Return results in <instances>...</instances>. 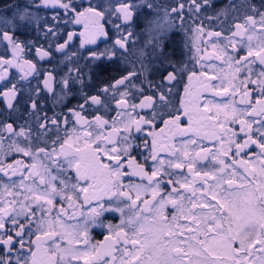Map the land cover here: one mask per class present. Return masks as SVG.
I'll list each match as a JSON object with an SVG mask.
<instances>
[{
    "label": "snow or ice",
    "instance_id": "obj_1",
    "mask_svg": "<svg viewBox=\"0 0 264 264\" xmlns=\"http://www.w3.org/2000/svg\"><path fill=\"white\" fill-rule=\"evenodd\" d=\"M42 3L60 4L75 13V22L86 29L81 33L86 37L83 43H95L96 37L106 34L100 25L105 13L97 7L76 12L70 2ZM209 5L210 0H188V12L195 10L198 16ZM144 7L154 5L146 2ZM228 7L236 10L234 4ZM30 8L13 5L12 19L2 21L0 40L11 45L12 56H0V80L12 67L24 71L27 66L21 80L37 72L32 61L21 64L25 47L8 30L9 25L26 26L35 19ZM135 8V4L122 2L110 15L122 16L127 22ZM184 9L185 4L178 3L170 11L183 19ZM262 9L264 0L259 5L249 3L246 13L251 14H245L242 21L237 16L225 30L226 36L221 31H206L202 24L192 30L196 53H204L196 61L202 70L189 73L178 114L169 113L159 132L148 133L152 137L150 172L131 156V150L138 147L132 137L133 129L142 131V125H151L156 114L153 119L137 120L128 109L153 107L152 96L136 105L129 104L134 98L129 91L119 92L115 101L119 110L111 121L101 115L87 119L75 111L74 121L63 119L65 126L71 125L63 135L61 119L37 115L35 100L30 105L37 119L35 134L31 126H19L17 131L12 123L0 122V157L14 152L31 160L25 164L0 159V264H264ZM220 14L226 21L227 13L222 10L217 19ZM168 15L165 11L164 22L154 29L158 33L154 47L162 39ZM205 19L211 23L213 18ZM47 32L55 35L52 29ZM130 36L116 39L115 45L126 48ZM203 36L208 39L202 41ZM201 42L212 51L201 49ZM37 51L41 57L50 54ZM141 74L129 72L101 89V95L109 89L118 91V86L135 88L131 81ZM50 79L48 73L46 87ZM165 79L175 81L177 77L169 72ZM149 86L157 87L151 82ZM17 92L12 84L0 93V98H8L10 109L15 108L12 100L18 99ZM101 95L88 97L85 103L90 100L107 109ZM158 99L166 106L164 94ZM80 108L83 111L84 106ZM53 130L55 138L48 143L45 137H51ZM5 138L11 141L7 146ZM126 165L130 172L125 171ZM107 213H118L119 223H105ZM96 227L107 234L93 242L90 233Z\"/></svg>",
    "mask_w": 264,
    "mask_h": 264
},
{
    "label": "flooded vegetation",
    "instance_id": "obj_2",
    "mask_svg": "<svg viewBox=\"0 0 264 264\" xmlns=\"http://www.w3.org/2000/svg\"><path fill=\"white\" fill-rule=\"evenodd\" d=\"M234 1L236 6L241 7L239 10L241 21L245 14H251L246 13V7L249 3L256 5L261 3V0H242L240 4L236 3L238 0H220V2L225 3L223 4L224 7H226L227 2ZM146 2L152 3L154 7L143 10L138 8L144 6ZM76 3L72 5L76 12H81L87 7V0H83L80 3V8H76ZM178 3L185 4L183 19H180L175 13L170 11ZM115 4L114 1L111 4L112 7ZM135 5L136 8L133 9V17L130 21L125 22L122 16L118 19L115 15H105L100 20V25H102L106 34L96 37L95 43H84L81 49L72 48L74 41L80 40L78 38L84 40L86 38L81 35V33L86 32L83 23L78 24L75 22L76 15L74 16V13L70 10L50 9L53 7H46L48 9L43 10L48 16V20H44L43 23L40 22L42 26H37L34 38H32V45L36 48L37 55L40 56L37 58L40 62L35 64L37 72H33L30 75L33 79L32 81L22 83L17 88L18 99L16 101L19 104V106L17 105V129H19V126H31L35 134L37 119L36 116L32 115L33 110L30 107L33 100L38 103L37 115H47L50 119L61 115L60 119L64 116L63 118L67 117L69 120L74 121V112L80 111L81 115L87 119H92L95 115H101L111 121L113 117L117 116V111L119 110L115 102L116 99L120 98L119 92L129 91L134 97L129 100V104L136 105H139L144 97L152 96L153 107L143 109L137 107L134 112L131 108L128 109L137 120L140 117L153 119V114H156L151 125H142V131L136 132L133 129L132 137V143L138 147H134L131 150V156L135 158L136 163L144 164L146 170L151 171L152 137L148 133L159 132L164 127L163 120L169 119V113L178 114L177 110L180 109L181 102L185 98L184 87L188 83L189 73L194 70H202L200 65L196 63L201 53H195L197 45L193 40L192 31L195 27L201 25V20L195 10L189 14L188 0H145L143 4L136 2ZM165 11H168L169 15L164 23L163 36L159 41V45L154 47V38L158 35L154 29L157 23L164 22ZM65 17L67 18L66 20L64 19ZM209 17L213 19L205 27L206 31H221L226 36L227 31L225 30L236 22L235 18L237 16L232 18V16L227 15L226 21L225 15L220 16L216 20L215 14ZM117 25L121 26L119 31L117 30ZM48 29H52L55 35H50L48 32L43 31ZM128 33H131V36L128 39L126 48L121 49L118 45H115L116 39L127 36ZM69 34L72 36L71 40L68 39ZM207 39L204 38L202 41ZM111 40L113 41L111 49L103 46L104 43ZM66 41L67 43L65 44ZM201 43L203 46L204 43ZM60 44H65V47L62 50H57V46ZM202 46L199 44L200 48ZM39 48L42 51H48L50 54L41 57L37 51ZM113 51L116 53L114 56L100 55V53ZM92 53H96V57H93ZM244 54V52H240V55ZM25 71H28L27 66H24V71H21V74L24 75ZM129 72L142 73L138 78L131 81V84L136 86L135 88L118 86V91L109 89L107 93L101 95V89L115 84L116 80L126 76ZM169 72L176 75L177 79L175 81H167L165 79ZM48 73H51V79L46 87L44 80L48 77ZM213 74L210 72V75ZM64 80H67L68 83L61 84ZM150 82L157 87L155 89L150 87ZM37 87L40 89L39 92H37ZM141 91L143 92L142 95ZM161 93L166 97V106L158 99ZM93 95H101V99L108 104V108L105 109L99 105H93L90 100L85 103L86 99ZM113 96H115V99H113ZM30 97L31 99H29ZM7 103L8 99L2 100L0 98V112L9 109ZM80 105L84 106L83 111H81ZM70 109L73 112H70ZM62 121L60 124L62 128L60 129L64 132L65 127L70 128L71 125L65 126ZM182 121L186 126V119L182 117ZM236 131H239L238 126ZM63 132L60 130V135ZM55 135L56 132L53 130L52 136L45 137V139L48 140V143H51V139L55 138ZM145 144L149 145L148 149H145ZM252 151H256L255 146L252 147ZM161 155L164 154L162 153ZM21 156L23 155L21 154ZM145 157L148 158L147 162ZM125 171L130 172L131 169H128L126 165ZM125 182L127 183L128 181L125 180ZM134 182L139 181L137 179ZM104 219L105 223L118 224L119 214L107 213ZM106 234L103 231H97L94 238L97 241L102 240Z\"/></svg>",
    "mask_w": 264,
    "mask_h": 264
},
{
    "label": "rangeland",
    "instance_id": "obj_3",
    "mask_svg": "<svg viewBox=\"0 0 264 264\" xmlns=\"http://www.w3.org/2000/svg\"><path fill=\"white\" fill-rule=\"evenodd\" d=\"M114 1L116 3L114 7H112V5L110 6L109 3H107V2H102L100 4L102 6V8H97V10L103 11L105 13V15L108 16L110 14V12H111L110 10H114L115 7L117 6V4H119V3H122V2H128L129 3V2H131L132 4H135L137 2L138 4H140V3L143 4L145 0H114ZM212 1H216V3H217L216 4V8L217 9L215 11L216 12V17L218 15V13L222 12V10L224 12H226L227 15L232 16V18L236 17V16H240V14H239L240 13L239 10L241 9L240 6H236V10L235 11H233L231 8L228 7L229 5H232V4L236 5L235 1L234 2H227L226 7H224V5H223L225 3L220 2V0H210V5H211ZM241 1L242 0H238V2H236V3L240 4ZM23 2H24V5H22V7L23 6H31L30 10H31L33 16L35 17V19L27 22L26 23V25H27L26 27H25L24 23H21L19 25V27L27 28V29L30 28V29H32L35 32V29L37 28V26L41 27L42 25H41L40 22L43 23L45 18H46V16H47L45 14V12H43V9L41 8L42 0H23ZM209 6L206 9H204V10H208ZM51 7H53L52 9H55L56 7H58V5L51 6ZM88 7H90V6H87L86 8H88ZM61 10H66V9L62 8ZM12 12H10V14L8 16H3L2 18H0V27L2 29L4 28V25H3L2 21L4 19H12ZM52 12H54V11H52ZM65 12H67V11H65ZM73 15L75 16L76 14L74 13ZM222 15L223 14H220L219 17L222 16ZM216 17H215V20L217 19ZM64 19L66 20L67 18L65 17ZM8 27H11L10 29L8 28V30L13 35L14 39L16 41H18V42H21L22 47H25L24 52H22L20 54V62L23 63L24 60H30V61H32L33 64H38L40 61H38L37 58L40 57V56L37 55L36 48H34L33 45H32L33 44L32 38H34V37H28L27 40H22L18 35H15L16 33H13L14 32L13 29H16V27L14 28L12 25H9ZM204 27H206V26L204 25ZM43 31L47 32L46 30H43ZM204 38L207 39L206 36L202 37V39H204ZM78 39H80V40L74 41L72 48L81 49L82 45H84V43H83L84 39H82V38H78ZM220 43H223V41H221ZM25 45H27V46H25ZM112 45H113V41L111 40V41H108V42L104 43L103 46L106 47V48L111 49ZM200 45L202 46V43H200ZM205 47H207V50L209 52L212 51L210 45H205V44H203L201 49H204ZM200 53H201V56L204 54L203 51H201ZM0 56H4L5 58H11V56H12L11 45L8 44L7 41L0 40ZM9 70H10V72L8 74H5V79L4 80H0V93H5L8 89H10L12 87V84H16V86L18 88L19 86L22 85V83H27L28 81H32L33 80L30 77V75H28L23 80H21V77H24V75L21 74V71H20L19 68L12 67ZM29 77H30V80H29ZM8 80H11V83H8L7 82ZM62 83L63 82H61V84ZM57 94H60V93H57ZM1 99L2 100L3 99L6 100L8 98L5 96V97H2ZM60 116L61 115H57L56 118L57 117L60 118ZM63 117H62V119H64ZM62 119H61V121H62ZM3 123H8V122H3ZM14 128H16L17 131H19V129H17V127H14ZM60 128H62V127H60ZM60 130H61V132H63L62 129H60ZM5 136H7V134H5ZM4 143H5V146H7V144L11 143V141H9V140H7L5 138ZM36 143H39V146H41V147L44 146L43 143H40L39 141H37ZM0 159H5L7 163H15L16 161H23L25 164L31 163V160L29 158L21 156V154L14 153V152L11 155L7 156V157H0ZM97 231H103V233H107L104 228L96 227V228L92 229L90 234H91L93 242L97 241V239L94 238V236H95Z\"/></svg>",
    "mask_w": 264,
    "mask_h": 264
},
{
    "label": "trees",
    "instance_id": "obj_4",
    "mask_svg": "<svg viewBox=\"0 0 264 264\" xmlns=\"http://www.w3.org/2000/svg\"><path fill=\"white\" fill-rule=\"evenodd\" d=\"M83 0H61L62 3H71V6L76 3V8H80V3ZM102 2H107L109 3V5L111 6V4L114 2V0H87V6H92V7H97V8H102V6L100 5ZM216 1H212L211 5L209 6L208 10H203L199 13V18L201 20V24L207 26L208 25V20L205 19V17H209L212 15H216ZM13 5H24L23 0H0V18H2L3 16H8L10 14V12L15 11V9H12ZM5 6L8 7V11H5ZM41 8L43 10L48 9L45 6H41ZM63 7H61L60 4H58V7H56L55 9H62ZM139 9H145L146 7L144 6H140L138 7ZM52 9V8H50ZM45 20H48V16H46ZM27 26V25H26ZM25 26V27H26ZM9 29L11 27H8ZM0 30H3L0 27ZM14 32L16 33L15 35H18L22 40H27L28 37H34V31L32 29H27V28H21V27H16V29H13ZM15 105L14 109H7V110H2L0 112V122H8V123H12L14 127H17V122H18V101H16V99H14V101L12 102ZM18 105V106H17Z\"/></svg>",
    "mask_w": 264,
    "mask_h": 264
},
{
    "label": "water",
    "instance_id": "obj_5",
    "mask_svg": "<svg viewBox=\"0 0 264 264\" xmlns=\"http://www.w3.org/2000/svg\"><path fill=\"white\" fill-rule=\"evenodd\" d=\"M42 5H44V6H46V7H51V6H56V5H58V4L48 3V4L45 5V4L42 3Z\"/></svg>",
    "mask_w": 264,
    "mask_h": 264
}]
</instances>
